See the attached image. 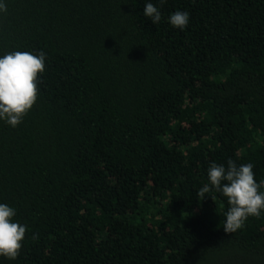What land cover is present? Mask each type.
Listing matches in <instances>:
<instances>
[{"label":"trees","instance_id":"trees-1","mask_svg":"<svg viewBox=\"0 0 264 264\" xmlns=\"http://www.w3.org/2000/svg\"><path fill=\"white\" fill-rule=\"evenodd\" d=\"M0 2V57L46 55L0 120V203L27 227L0 264H264V211L225 233L227 199L197 194L229 159L264 181V0Z\"/></svg>","mask_w":264,"mask_h":264},{"label":"clouds","instance_id":"clouds-1","mask_svg":"<svg viewBox=\"0 0 264 264\" xmlns=\"http://www.w3.org/2000/svg\"><path fill=\"white\" fill-rule=\"evenodd\" d=\"M161 5L166 0H159ZM6 3L0 2V13H6ZM144 15L154 24H159L161 11L153 4L146 3ZM189 13L176 11L168 22L175 28L184 30L189 23ZM44 52L34 55L31 52L15 51L0 57V120L11 127H17L34 107L38 99V80L45 71ZM228 166L212 163L208 169L209 183L198 190V197L204 200L206 194L216 191L227 199L230 208L225 214L223 224L225 233L240 230L249 216L258 217L264 211V181L257 183L252 164L237 166L232 159ZM210 196L216 200L214 196ZM16 210L0 203V256L9 260L18 258L27 227L14 222ZM33 240L38 235L32 236Z\"/></svg>","mask_w":264,"mask_h":264}]
</instances>
